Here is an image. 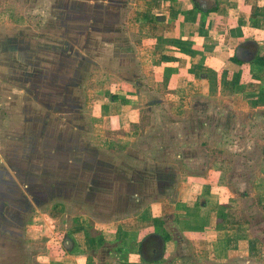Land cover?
<instances>
[{
    "label": "crops",
    "instance_id": "1",
    "mask_svg": "<svg viewBox=\"0 0 264 264\" xmlns=\"http://www.w3.org/2000/svg\"><path fill=\"white\" fill-rule=\"evenodd\" d=\"M134 6L137 16L131 26L137 35L118 39L83 37V49L91 48L96 61L88 59L91 67L76 68L75 74H91L95 69L112 71L119 74L122 87L131 91L136 84L144 94L146 91L156 93L155 101L142 104L146 109L154 108L157 115L169 118L172 124L182 125L189 121L190 116L179 115L186 110L201 117L205 124L217 118L223 123L222 132L219 131L221 137L224 135L221 139L228 133L235 142L233 153L229 154L230 162L220 163L218 169H228L227 165L233 164L237 172L243 171L249 165L246 158L262 159L259 167L251 171L252 186L256 187L255 202L260 205L255 213L260 215L248 209L233 212L230 206L233 197L221 192L227 190H221L220 185L216 187L213 180L210 183L197 176L179 177L171 161L168 168L175 170L172 200L161 194L155 201L144 199L143 202L151 204L141 206L140 201L146 195L134 192L126 201L137 210L131 207L132 212L121 218H93L81 211V207H76V202L83 198L76 187L84 181L89 183L91 172L98 167L87 165L78 155L95 147L94 138L97 137L102 140V145L98 144L101 152L131 149L148 134L138 127L142 108L136 109L135 100H128L125 93H109V98L107 101L104 98L101 105L104 107L102 116L89 135V131L80 127V116L63 113L70 111L69 103L62 101L66 108L55 116L59 115L58 120L59 117L64 119L62 125L52 131L58 147L47 150V154L56 156L59 161L53 159L43 163L44 172L39 176L44 179L43 186L48 188L32 192L26 184L28 194L11 191L9 196L0 195V202L8 206L11 201L22 204L10 212L12 228L4 231L1 226L0 233L20 238L22 245L24 239L30 241L26 246L39 245L42 254L30 252L26 255L13 246L6 252L0 246V264H262L258 262L264 260V100H261L264 95V0H137ZM97 10L98 14H103L101 9ZM98 20V25L105 23L103 19ZM46 38L42 37V41L51 44V37ZM4 39L0 37V57L5 53L3 45L9 43L7 40L12 41L10 52H17L12 44L14 38ZM60 41L65 49L68 38L58 37ZM245 46L253 48H250L254 53L250 62L236 58V51ZM50 50L51 45L42 51L48 59L51 58ZM28 52L32 51L28 49ZM46 63L50 67V62ZM10 68L12 72L17 70ZM33 68L27 79L32 89L38 83L37 67L33 65ZM67 83L66 86L70 85ZM36 88L51 89L50 75H43L42 85ZM220 95L230 98L229 105L224 104V100L216 105L214 99ZM139 97L141 102L145 100L141 92ZM26 120L34 121L31 115L26 116ZM185 135L188 137L190 133L180 134V137ZM149 136L158 137L156 151L153 150L158 154L168 135L153 132ZM183 152L184 155L192 154L186 148ZM23 159L26 175L32 178L33 165L28 156ZM193 160L185 164L193 167ZM86 169L92 171L84 173ZM14 175L13 171L12 180ZM0 184H4L2 177ZM9 185H12L11 179ZM226 185L230 186L227 182ZM257 187L261 191L259 194ZM28 213L30 216L24 220L22 215ZM142 241L147 249L145 255L139 250ZM134 248H138V256Z\"/></svg>",
    "mask_w": 264,
    "mask_h": 264
},
{
    "label": "rangeland",
    "instance_id": "2",
    "mask_svg": "<svg viewBox=\"0 0 264 264\" xmlns=\"http://www.w3.org/2000/svg\"><path fill=\"white\" fill-rule=\"evenodd\" d=\"M135 1L137 0H0V37L14 38L12 44L15 46L14 50H17L16 53L10 52L9 47L12 41L7 40L9 43L3 45L5 53H2L0 57V65L2 64L0 66V130L2 131H0V177L3 178L4 184L7 183V185L0 184V195L9 196L11 191L22 195L28 194L26 184L32 192L48 188L43 186L44 179H40L39 176L44 172L43 163H50L53 159L58 160L56 156L47 154V150L58 147L52 131L62 125L64 118L59 117L60 120H58L59 115L55 116L66 108L62 105V101L69 103L70 111H63V113L80 116L82 118L80 127L84 131H89L90 135L92 126L102 116L104 107L101 105L105 101L104 98L107 101L109 93H125L128 100H135L133 103H136L134 106L136 109L142 108L138 127L142 129V132H148V140L143 136L139 143L132 145V148L126 152L119 148L120 151L108 153L101 152L102 147L98 146V144L102 145V140L98 137L94 138L96 148L90 147L86 153L80 152L78 155L81 160L88 163L87 165L95 164L98 167V170L93 171L86 169L84 173L89 174L92 171L93 176L89 178V183L84 181L81 186L79 184L76 187L79 193L83 194V198L76 202L78 209L81 207V211L88 212L93 218H121L123 214L132 212L131 207L138 209L134 208V205L130 206L129 201H126L127 196H132L134 192L146 195L140 201L141 206L151 204L148 201H155V198L161 194L167 195L172 200L171 188H175L172 185L175 170L168 168L172 161L179 177L197 176L210 183L213 180L216 187L220 185L221 190H227L228 192H221L233 197L230 202L233 212L248 209L255 213L260 205L255 202L256 187L252 186L251 171L253 167H259L262 159L256 156V158L251 157L252 159L246 158L245 162H249V165L243 171L237 172L232 167L233 164H228L227 166L230 167L228 169H218L220 163L222 165L224 161L230 162L229 154L233 153L235 142L228 133L225 134L227 137L221 139L224 136L221 137L222 133H220L223 123L220 124L217 118L209 119L205 124L201 117L194 116L188 112L190 110H186L179 115L190 116V120L182 125L172 124L169 118L157 115L158 112L154 108L146 109L142 104L155 101L158 97L156 93L146 91L144 94V90L138 89L136 84L130 91L129 88L119 85V74L116 75L112 71L111 73L101 72L95 69V72L91 74L81 72L75 74L76 68L91 67L88 59L96 61L94 57L92 58L91 54L94 51L91 48L88 51L83 49V37L118 39V37L137 35L131 26L137 16L134 10ZM97 8L101 9L103 14H98ZM98 19H103L105 23L98 25L100 22ZM42 37H51V44L47 45L43 42ZM58 37L68 38L69 43H66L65 49H62L63 42H58ZM50 45L51 58L48 59L42 51ZM87 45L91 44L87 43ZM28 49L32 52H28ZM35 59L37 64L34 63ZM46 61L50 62V67ZM33 65L37 67L38 73L36 76L38 83L35 84L34 89L27 84V79L31 75L30 71H34ZM10 67L17 70L12 72ZM46 74L50 75L51 89H37V85L39 87L42 85V76ZM60 80L63 82L58 83ZM66 81L70 82V85L66 86L68 84ZM139 92L143 93L145 99L143 102L140 100ZM238 94L246 100L242 93ZM222 100L224 104L229 105L228 96L220 95L217 100L214 99L216 105L222 104ZM261 100H264V95ZM94 104L95 106H92ZM44 105L46 106L43 107ZM161 109L165 108L161 107ZM17 115L20 116V120L17 119ZM28 115H31L34 121L27 122ZM231 116L234 120L235 116L232 112ZM47 125L49 126L45 131ZM182 127L186 128L184 129L186 133L181 130ZM153 132L168 135L163 139L161 152L159 151L158 154L154 151L159 139L149 136ZM189 133L188 137L186 135L183 138L180 137V134ZM226 144L231 148L229 149ZM185 148L191 150L192 154L184 155ZM30 155H32L31 160ZM26 156L33 165L32 178L26 175L27 166L23 159ZM189 159H194L193 167L185 164V161ZM46 170L49 171L47 168ZM11 171L16 174L14 180H12ZM158 174L162 175V178L160 175L157 177ZM49 175L48 172V183L51 179ZM10 179L12 185H9ZM226 182L230 186L226 185ZM257 192L261 193L258 187ZM194 195L192 192V196ZM146 198L148 201L143 202ZM88 200H90L89 203ZM196 202L198 205V200ZM11 203L8 206L7 203L0 202V227L3 226L4 231L12 228L10 212L15 207L22 206L20 202L11 201ZM137 207H139L138 203ZM257 213L254 215H260ZM29 216V213L23 214L22 218L27 220ZM15 229L16 232H20L17 228ZM24 241L22 245L20 238L0 233V246L6 252L8 247H16L14 249H20L26 255L30 252L35 255L42 254L41 246L29 247L26 245L30 241L26 242L25 239ZM38 241L43 243L41 240ZM262 241L264 242V239ZM262 249L264 250L263 247ZM133 250L138 256V248ZM262 261L258 263L264 264V260Z\"/></svg>",
    "mask_w": 264,
    "mask_h": 264
},
{
    "label": "flooded vegetation",
    "instance_id": "3",
    "mask_svg": "<svg viewBox=\"0 0 264 264\" xmlns=\"http://www.w3.org/2000/svg\"><path fill=\"white\" fill-rule=\"evenodd\" d=\"M253 49L251 46H249V47H247V46H245V47H240V49L238 50V51H240V57H242L243 59H246V58H248V57H251V55L250 54H246V52H244V51H250L251 53L253 52L251 49ZM146 241V240H145ZM145 241H142V243H141V245H140V252H141V254L142 255H145V252H146V248H145Z\"/></svg>",
    "mask_w": 264,
    "mask_h": 264
},
{
    "label": "water",
    "instance_id": "4",
    "mask_svg": "<svg viewBox=\"0 0 264 264\" xmlns=\"http://www.w3.org/2000/svg\"><path fill=\"white\" fill-rule=\"evenodd\" d=\"M244 52H246V54H250L251 55V57H248V58H246V59H243L242 57H240V51H236V58L239 60V61H243V62H250V61H252V59H253V56H254V53H251L250 51H244Z\"/></svg>",
    "mask_w": 264,
    "mask_h": 264
},
{
    "label": "trees",
    "instance_id": "5",
    "mask_svg": "<svg viewBox=\"0 0 264 264\" xmlns=\"http://www.w3.org/2000/svg\"><path fill=\"white\" fill-rule=\"evenodd\" d=\"M235 59V58H234Z\"/></svg>",
    "mask_w": 264,
    "mask_h": 264
}]
</instances>
